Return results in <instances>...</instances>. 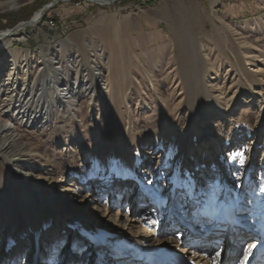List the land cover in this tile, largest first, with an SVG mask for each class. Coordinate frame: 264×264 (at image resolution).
<instances>
[{"label": "rangeland", "instance_id": "obj_1", "mask_svg": "<svg viewBox=\"0 0 264 264\" xmlns=\"http://www.w3.org/2000/svg\"><path fill=\"white\" fill-rule=\"evenodd\" d=\"M7 1L0 0V4ZM16 1L17 9H0V32L29 22L37 11L57 0ZM99 1L103 3L60 2L40 24L15 35L8 47L0 45V119L4 125L11 120L14 126L0 146L14 140L6 156L16 164L18 175L34 189L36 182L50 181L49 193L60 187L83 189L89 182L97 193V184L108 175L117 182L116 173L124 170L128 188L119 185L102 206L95 204L84 213L105 207L108 221L135 236L157 228L162 235L177 221L174 226L188 234L182 245L188 243L194 250L200 239L205 240L204 247L215 249L201 261L216 264V253L230 225L212 224V230L204 234L189 220L177 219L176 212L167 218L161 210L157 219L151 218L149 196L134 180L136 175L142 177L161 200L165 190L160 185L173 173L187 145L188 159L181 169L192 175L190 181L212 209H235L225 204L227 189L240 212L261 208L264 12L224 21L220 9L225 0ZM214 26L219 29L218 37ZM149 38L157 40L147 44ZM14 58L20 61L15 68L8 63ZM50 76L58 80L59 89L68 88L75 94L69 105L47 99L48 122H22L14 109L4 116L9 103L24 107L28 102L23 95L25 78L30 94H35ZM50 94L54 95L53 89ZM213 103L227 111L228 121H223ZM33 105L31 111L41 109ZM204 133L209 137L205 139ZM176 197L186 208L183 194ZM170 204L168 200L166 206ZM50 220L49 215L44 219L46 229ZM248 226L243 224L240 229ZM30 230L19 233L29 238ZM173 235L177 240V232ZM106 236L115 247L116 235L107 232ZM66 237L51 240L46 251L49 259L60 256ZM90 239L106 240L91 235ZM19 244L24 254L13 264H29L33 243L24 239ZM239 244L235 261L226 257L223 264L241 263L249 244ZM71 247L60 264H102L104 260L101 249L90 254ZM4 248L0 243V254L7 252ZM36 252L37 244L33 258Z\"/></svg>", "mask_w": 264, "mask_h": 264}, {"label": "bare ground", "instance_id": "obj_2", "mask_svg": "<svg viewBox=\"0 0 264 264\" xmlns=\"http://www.w3.org/2000/svg\"><path fill=\"white\" fill-rule=\"evenodd\" d=\"M90 1L100 4L103 3V1L99 0ZM17 8L18 4L16 0H9L0 4V9L4 10H14ZM47 11H44L42 8L33 15L29 22H23L15 29L0 32V45L4 48L8 47L14 40L15 35L27 30V28L40 24L45 18ZM214 30L216 32L215 36L218 37V27L214 26ZM217 37H214V39ZM19 62V59H15L14 62L9 61L8 63L15 68ZM236 70L238 69L236 68ZM54 76H50L46 81H43L42 88L35 94H30L31 91L29 92L27 89L25 78L22 84L25 87V93L23 92L25 99H23L28 102L24 107L6 103L8 106H6L7 110L4 112V116H8V111L14 109L17 112V117L22 122L33 124L36 121L40 122L43 120L48 122L49 112L44 107L47 99L52 98L60 105H69V101L75 97V94L70 93L68 88L67 90L59 89L57 87L58 80ZM50 89H53V96L50 94ZM86 92H89L88 89H86ZM28 96L31 98L27 99ZM33 103L41 107L39 111H34L35 113L31 111V108L34 106ZM213 105L220 113L223 121H228L227 111L217 103H213ZM200 106L201 104L198 108ZM10 118L13 119L12 117ZM262 126L264 128V120ZM13 127L11 120L4 125L0 119V140L12 133ZM204 134L205 139L209 137L207 133ZM13 145L14 140H11L0 146V243H3L5 246L4 249L7 250V252L0 254V262H4L5 264H13L16 262L24 254L22 250L23 246L19 244L24 239L33 243L31 253L27 257L29 264H33V261H35V264H38V262L39 264H50V261L55 260L56 262L52 264H60L59 261H63L64 256L71 246V248L82 250V252L88 251L90 254L94 253L97 249H101V252H105L102 264H148V260H152L154 264H204L201 260L212 256L215 247L213 245H205L206 247H204L205 240L200 239L198 241L199 246L194 250L189 248L188 243L182 245V241L188 234L185 233L186 230L183 228L175 227L177 221H175V224L173 223L175 226L172 225L162 235L159 234V229L157 228L152 232L141 231L135 236L125 230L122 225L108 221L104 215L107 212L105 207L95 211L96 213L93 214L84 213L90 206H94L95 204L102 206L104 204L103 201L105 199L108 201L109 197L118 189L119 185L124 189L128 188V184L125 182L128 174L124 170L116 173L117 182L111 180L108 175L104 181L97 184V188L99 189L97 193L92 191L93 182H89L83 189L75 188L71 190L66 187H60L59 190L57 189L49 193L47 186H51L52 183L51 185H47V182L50 181H44L45 183L36 182L34 186L36 188L34 189L33 186H27L24 179L18 175L16 164L6 156ZM187 159V145H185L178 157L173 173L160 185L165 190L161 200L157 197L156 190L142 177L136 175L134 181L137 183V188H141L147 193L146 195L149 196L150 201L154 204L152 205L150 202L148 205L150 210L149 216L157 219L161 210H163V212L165 211L167 213L168 218L169 214L172 215V212H176L179 214L176 217L177 219L183 218L189 220L192 225L194 224L195 230L205 234L212 230V224L215 225L221 221L223 214L225 216L235 214L233 222L237 221V224L249 225L250 230L235 231L231 228L226 234V237L222 239L223 246L220 251L221 255L217 257L216 264H222L224 252H227L230 257L229 259L234 262V258L236 257L235 253L240 249L239 243L242 242H248L249 244L245 255L249 247L256 245L252 248L251 254L248 255L247 264H264V194L261 199V208L256 210V212H240V207L236 202V198L231 195L230 189L226 190L225 204L235 209L233 211H224L225 207L212 209L208 200L203 198L201 191L196 190V184L190 181V176L192 177V175L187 176L186 172L181 169V166L186 163ZM131 171L134 174L137 172L134 167H131ZM65 183L66 181L61 182L62 185ZM179 192L185 197L186 203L184 204L187 205L186 208H183L180 202H178L176 196ZM8 195H10L9 199L7 198ZM168 200L171 204L166 206ZM20 210L23 211V215L20 213ZM48 215L51 216L50 222L52 224L46 229L44 227V219H47ZM252 224H254L253 227L250 226ZM162 227L163 225L161 224V227H159L160 230ZM24 228H31L29 238L19 233ZM107 232L116 235L114 244L117 249L114 251L109 248V240L103 244L97 239H90L91 235L99 239L106 238L107 240V236L109 235L106 236ZM176 232L178 239L173 240V234ZM64 236H67V239L64 242L65 247L62 253L57 259L55 257L54 260L49 259L46 255L48 244L52 239H60ZM213 237H215L213 240H219V237ZM69 242L71 244L68 246ZM36 244L38 245V252H36L35 258H33L32 253ZM213 262L214 260H210V262H206L205 264H213Z\"/></svg>", "mask_w": 264, "mask_h": 264}, {"label": "crops", "instance_id": "obj_3", "mask_svg": "<svg viewBox=\"0 0 264 264\" xmlns=\"http://www.w3.org/2000/svg\"><path fill=\"white\" fill-rule=\"evenodd\" d=\"M257 12H264V0H225L220 9L224 21L250 17ZM156 40L155 38H149L147 44Z\"/></svg>", "mask_w": 264, "mask_h": 264}, {"label": "snow or ice", "instance_id": "obj_4", "mask_svg": "<svg viewBox=\"0 0 264 264\" xmlns=\"http://www.w3.org/2000/svg\"><path fill=\"white\" fill-rule=\"evenodd\" d=\"M256 245H252L251 247L248 248L247 250V254L244 256V259L241 261V264H247V260H248V255L251 254L252 248H254ZM221 255L220 252L216 253V256L219 257ZM54 260V257H53ZM50 264H52V261H50Z\"/></svg>", "mask_w": 264, "mask_h": 264}, {"label": "water", "instance_id": "obj_5", "mask_svg": "<svg viewBox=\"0 0 264 264\" xmlns=\"http://www.w3.org/2000/svg\"><path fill=\"white\" fill-rule=\"evenodd\" d=\"M63 1H67V0H59V1H54L53 3H51L50 5H47L43 8V10H49L50 8L56 6L57 4H59L60 2H63ZM98 3V2H97Z\"/></svg>", "mask_w": 264, "mask_h": 264}, {"label": "trees", "instance_id": "obj_6", "mask_svg": "<svg viewBox=\"0 0 264 264\" xmlns=\"http://www.w3.org/2000/svg\"><path fill=\"white\" fill-rule=\"evenodd\" d=\"M45 20V19H44Z\"/></svg>", "mask_w": 264, "mask_h": 264}]
</instances>
